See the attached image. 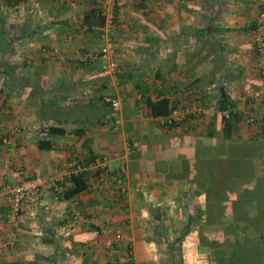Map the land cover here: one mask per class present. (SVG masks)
<instances>
[{"label": "crops", "instance_id": "0c3cea01", "mask_svg": "<svg viewBox=\"0 0 264 264\" xmlns=\"http://www.w3.org/2000/svg\"><path fill=\"white\" fill-rule=\"evenodd\" d=\"M99 2L0 0V191L35 180L46 193L13 227L0 216V264H264V96L251 98L264 78L250 38L261 0L118 10L107 32L115 75L100 59L75 61L101 46ZM106 97L120 102L117 130L103 126ZM162 99L201 111L167 127L148 105ZM230 104L225 132L220 106ZM42 125L67 132L49 151L36 145ZM73 163L87 188L56 203L51 187L69 186ZM218 178L228 186L211 188ZM72 201L92 222L64 236Z\"/></svg>", "mask_w": 264, "mask_h": 264}, {"label": "built area", "instance_id": "2783aa9c", "mask_svg": "<svg viewBox=\"0 0 264 264\" xmlns=\"http://www.w3.org/2000/svg\"><path fill=\"white\" fill-rule=\"evenodd\" d=\"M143 1L146 0H100L99 9L101 11L100 14L104 18V24L101 26H93L91 30L98 34L101 46L97 51H85L76 55L75 61L79 63H92L100 59L103 61L102 70L111 75H115L118 72V63L115 60V43L107 36V32L113 27L115 13L118 10ZM250 38L258 60L257 66L260 75L264 78V0H261L259 13L250 31ZM70 41L71 37H68L67 42ZM262 96H264V86L259 91L254 92L251 98L253 101H259ZM105 103L108 106V113L105 116L103 126L111 130H117L121 125L119 117L120 102L117 99L106 97ZM235 110L232 109L222 112L221 115L223 118L229 119L230 115L235 113ZM200 111L201 109L176 108L171 110L167 116L160 117L159 121L167 127H172L185 121L189 115L198 118ZM2 142L8 145L7 148L9 151L12 149L13 144L11 141L5 138ZM72 166L76 168V171H80L76 163H73ZM112 180L118 187L121 197H125V176L123 169L118 170L117 175ZM64 183V179H57L51 187L52 199L56 203L63 200L65 191ZM43 187L44 185L35 180H26L18 186L5 185L0 191V195L4 196L7 201L6 209H3L0 205V216L4 218L5 223L13 227L20 218L22 211L37 212L40 206L43 205L46 196ZM70 208L71 213L61 226L64 236L70 235L75 228L92 222V219H86L81 215L77 201H72ZM108 264H114V262H109ZM129 264L134 263L130 261Z\"/></svg>", "mask_w": 264, "mask_h": 264}, {"label": "trees", "instance_id": "16d2710c", "mask_svg": "<svg viewBox=\"0 0 264 264\" xmlns=\"http://www.w3.org/2000/svg\"><path fill=\"white\" fill-rule=\"evenodd\" d=\"M99 12L101 13L100 9L98 10V13ZM104 102H105V98H104ZM148 105H149V108H150V111L153 117H164L170 113V110L168 109V102L164 99L159 100L155 103L150 102ZM232 107H233L232 104L228 106L221 105L220 110L222 112H225V111L232 110L234 108ZM235 115L236 113L231 114L229 119L223 118L224 125H225L224 126L225 132H228L232 127H235V123H236ZM40 134L43 137H41V139H38L36 141L38 150L39 151H49L52 149L51 138L63 137L67 134V132L64 128H61V127H54L51 125H42L40 129ZM225 137L227 136L225 135ZM218 162H223V161L218 160ZM217 171H221V169H217ZM117 173L118 171L115 172L112 176L117 175ZM87 177H88V172L86 170H82L75 175L74 174L69 175L67 178V182L69 183V186L65 185L63 200L71 199L72 197L76 196L80 192L84 191L87 188V182H86ZM214 181L215 182L210 180V183H209L210 187L214 189L225 188L229 184V180L222 179V178L215 179Z\"/></svg>", "mask_w": 264, "mask_h": 264}]
</instances>
